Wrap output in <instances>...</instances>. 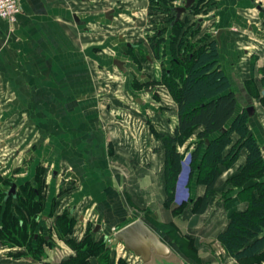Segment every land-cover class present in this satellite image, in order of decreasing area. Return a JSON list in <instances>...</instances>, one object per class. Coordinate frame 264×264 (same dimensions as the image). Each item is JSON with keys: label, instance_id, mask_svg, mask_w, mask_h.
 Segmentation results:
<instances>
[{"label": "crops", "instance_id": "0c3cea01", "mask_svg": "<svg viewBox=\"0 0 264 264\" xmlns=\"http://www.w3.org/2000/svg\"><path fill=\"white\" fill-rule=\"evenodd\" d=\"M135 1L138 3L140 0ZM209 1L214 3L208 12L213 17L209 24L218 46L219 65L231 83L232 92L235 93L232 88L235 84L242 95L241 100L236 97L237 113L250 111L239 105L244 99V103L250 101L246 93L247 83L252 82L264 96V85H261L264 81V14L257 11L250 0ZM254 1L264 8V0ZM19 3L22 12L16 24L0 19V130L7 125L13 131L6 135L8 140L35 138L36 135L45 140L35 144V152H29L31 157L37 156L30 167L36 166L39 155H42V161H46L45 166L55 168L58 162L62 165L64 181H67L62 190L66 192L69 183L74 185L76 194L70 198L75 201L69 206L73 212L79 210L80 228H84L93 217L102 229L107 227L103 229L104 233H114L131 215L145 209V217L154 218L160 225H175L184 235H190L199 252V263L253 264V260L230 258L217 241L218 234L227 227L229 216L248 207V200L241 189L229 186L233 177L230 176V167L222 169L214 195L208 199L203 213L196 209L203 197L204 186L195 184L190 210L179 214L174 212L177 208L174 202L179 197L177 186L172 205L169 208L164 205V150L161 141L143 138L144 143L142 138H121L116 131L111 138L105 134V125L117 126L118 111L121 110L124 116L130 113L129 107L123 106L125 110L119 108L118 99L115 103L108 102L109 91L113 90L117 95L119 92L118 87L112 88L111 80L108 81L118 79V74L113 71L115 68L109 65L114 58L109 59L108 50H103L108 37H102L103 27H117L114 12L109 25L101 21L106 19L107 11L112 10H103L109 6L108 0H19ZM74 14L78 16L79 24L71 21ZM219 31L218 42L215 36ZM102 51L107 54L103 56ZM222 58L227 60L226 64H231V69L224 68ZM126 66L129 67L128 64ZM118 72L121 77L125 75L131 80L129 73ZM151 108L153 110H149L156 111L161 118L162 113L154 106ZM110 112V117L105 119V113ZM170 118L172 130L177 119L175 116ZM253 121L255 125L257 118ZM156 124L151 123L157 129ZM23 125L29 128V132L26 129L28 133H21ZM124 139L129 141L123 142ZM186 145L179 150L185 152ZM1 147L9 148L5 136ZM244 160L245 153L231 167L238 169ZM182 162L180 173L184 171ZM124 164L126 168H123ZM126 170L130 172H122ZM50 202L49 199L46 202V212ZM263 253L264 249L259 252V257ZM6 254L9 252H5V257ZM8 257L0 264H13L15 256ZM45 257L33 262L20 257L22 260L19 262L50 264L49 256ZM116 257L117 253L110 264H115ZM90 264H93L91 259Z\"/></svg>", "mask_w": 264, "mask_h": 264}, {"label": "rangeland", "instance_id": "374dc122", "mask_svg": "<svg viewBox=\"0 0 264 264\" xmlns=\"http://www.w3.org/2000/svg\"><path fill=\"white\" fill-rule=\"evenodd\" d=\"M140 1H138V3H135L136 2L135 0H108L109 3L112 2L111 5L108 3L109 5L108 7L103 6L105 7L104 9L102 8L103 10H106L107 8H110L113 10V12L115 13V18H116L115 22L117 24V27L111 29V26L109 25L110 23H108L111 20L101 19V21L109 25L108 28H106L105 26L103 27V32L105 30L106 32L104 33L102 32V37L105 38L106 36H108L106 39L107 42L103 50H106V49L108 50L107 53L110 56L109 59L116 58V59L126 61L129 66V67L126 66L127 68L126 70H131V71L133 70L135 71L136 67L134 64L130 63L131 62L129 58L130 56H132L135 61H136L137 56L139 57L143 56V58L145 56V60L147 56H150V58L154 60V63L148 65V63L143 59L145 61V70L149 74L152 73V75L154 76H159L160 75V70H159L160 68L159 60L160 59L154 58V55H155L154 53L152 52L147 53L146 48H145V53H144L140 50L141 48L139 50H133L132 48H129L126 46V42L140 45V47H145L148 44H150L151 42L150 43L148 42L149 40L151 41V39L149 38L147 41L146 38L153 34L152 27L154 26L155 22H158V21H155L157 16L156 18L151 17L152 13H149L147 0H143V1L140 0ZM105 2H107V0H105ZM105 5L107 4L105 3ZM71 21L77 24L72 17H71ZM208 31L210 32L209 29ZM204 32H206V30L199 32L197 34V37L202 36ZM262 35H264V31ZM149 46L154 48L152 44H150ZM102 52H103V56L107 54L106 51H102ZM222 59L224 60V63H223L224 68L226 66L225 68L226 70L231 69V64L230 63L226 64L227 60L224 58ZM109 65H111V63ZM115 69H113V71L114 73L119 75V76L117 75L118 79H109L108 81L110 82L111 80V85L113 86L112 88L115 89L118 87L119 92L117 95L115 91L113 90L109 91L108 102L115 103L117 102L116 99H118L119 108L121 109L123 108V106L129 107L127 109L128 110L130 109V113L124 116L123 115L124 113H122L121 110L118 111V114H117L118 119L117 120L115 119L118 122H115L114 120L115 124L117 123V126L114 125L115 127H110L109 125H105L104 127L105 134L111 138L113 136L112 134H114V131H116L118 135L121 136V138H142V141H144L145 143V139L143 138H158L157 136L158 133L162 131L170 132V129L172 128L171 127L172 119L170 118V116L172 117V112H174V108H171V111L169 110H166V112L164 111L163 114H161V118H159L156 115V111L155 112L152 111L153 109L151 108V106L155 107L159 105L160 107L161 105H165V104L172 106V107L174 106V102L172 98L169 95L164 94V92L168 93L167 89H164L165 87L163 86H160V88L154 87L155 90L159 91L160 93V96L158 98L155 97L154 95L149 96L143 93L136 94L137 89H140V88L136 86L135 92H133V90H130L131 88H130L129 83L131 80L130 79L128 80L127 76L125 75L121 77L118 70L117 69L115 70ZM130 73L131 72H129V76H130L129 78H131L132 76ZM262 80H264V78H262ZM257 83H259L258 80H257ZM261 85H264V81L262 82ZM245 87L247 89L246 93L248 92V95H249L248 97L250 101L244 103V100H245L244 99L242 100V103L239 106L244 105L245 107L250 109V111L245 110L248 116L249 128L254 138L256 139L258 145L262 147L264 146V96L260 95L259 89L254 88V84L252 82L247 83ZM232 88L235 91L234 93L235 97H238V100H241L240 98L242 97V95L241 93L238 92L239 90L238 86L235 84H232ZM168 90L170 91V89ZM136 98H141V100H143L144 102L146 101V105L137 104ZM112 99H115V101ZM149 109H152V110L150 111ZM237 112H239V109L238 110L236 109V113ZM113 114L115 115V111ZM110 115H111V112L110 114L105 113L104 118L105 119L107 117L109 118ZM253 118L254 119L257 118V122L255 125L253 123L255 121V120L253 121ZM152 122L157 123L156 124L157 129L156 127H153L151 125ZM26 129L29 132V128L23 125L21 127V133H28L26 132ZM110 132L112 133L109 134ZM9 133L11 135L13 131H11L7 125L4 126L0 130V193H2L4 190L8 191L10 188V184L15 183L17 184L18 187L24 184L27 190L29 191L24 190L23 194H25V197H27L26 194L30 193L31 195V197L29 198L30 201H28V204H30L32 200L38 201L41 204H43L42 213H41V216L43 217H41L39 214V219H37L38 221L36 223L37 227L35 231V234H36L35 238L38 237L39 240L37 241L33 240L32 242V239H29L30 243L23 244L19 247L18 246L11 247L12 245H8L9 247L3 246L2 242L0 243V262L8 259L4 255L5 252H8V251L18 252L20 249L21 251H24L25 254H27V258L29 259L30 262H33L35 260L46 259L45 256L48 255L49 256L48 262L50 264H58L60 260L64 259L67 256H70L74 252L75 246L78 245L76 243H78L79 240H82L84 238L83 240L88 239L87 242L85 241L86 246H88V243L90 242L96 244V247L94 250L95 256L91 258V261L93 262V264L95 261L97 262V264H110V260L113 261L112 258L115 253H117V257L115 258L116 259L115 264H138L139 260L136 259L132 254L125 253L122 245H118V246L111 245L110 240L112 238L113 232L104 233L105 230L103 229H107V227L103 226V229H102L101 224L95 222L93 217L91 220L89 219V221H87L84 228H80L78 221L73 220V223H68V221L66 220L67 216L69 217L72 216L71 218L73 219L77 218L76 220H78L79 210H74L73 212L72 207L69 206L70 204H73V202L75 201L74 199L72 200L70 198L71 196H74L76 194V191L74 190V185H72V183L71 184L69 183L68 185L69 188H67L66 192L62 190L63 184H67V181H64V170H63L64 168L59 162L54 166L55 168H51L50 165L45 166L44 163L46 161L45 162L42 161V157H41L42 155H39L40 159L38 158L37 164L36 163L34 164L36 166L30 167L32 166L30 165L31 161L33 160V158L35 157L37 158V156L31 157V153L29 154V152H35V149H36L35 144H39L40 142H43L45 140H43L42 138H38V135H36L35 138H17V139L10 138V140H8L7 139L8 137H6V135H8ZM4 136L6 138L7 145H9L8 149H4L1 147ZM231 136L232 138H237L235 135H231ZM193 138H196V136H193ZM127 141L129 140H125V139L123 140V142H127ZM143 146L145 147V145ZM138 147H140L139 149H141V146H138ZM144 147L143 149H145ZM191 151L192 149L188 151V153ZM143 153L145 154V150L143 151ZM242 155L243 153L241 152L239 159L241 158ZM263 157H264V153H263ZM124 166L125 164L123 165V168H126ZM30 168H32V170ZM230 168L232 171L230 176H233L231 178L239 176L240 174L239 169H235L236 167L234 168L230 167ZM50 169H53L55 171L59 170L58 172H56L58 173L56 178L52 177L53 171H51ZM122 172L128 174L130 171L128 172L126 170ZM258 172H259V176L261 177L256 180L262 183L264 182V166L261 169H259ZM118 174H121V172H118ZM122 178L125 179V176H122ZM238 181H240V179H237V180L234 179L232 184L229 183L230 188L237 189L234 186V184L238 183ZM254 181L255 180L253 179V182ZM195 184L196 183H195L194 177L191 181V185L187 184L186 171H183L182 173L179 174L178 179H177V184H176L179 197H178V201L174 202L177 207L175 208L174 212L179 213V214L188 213V211L190 210V204H191L190 203L191 194H193L192 192H193ZM30 188L32 190H30ZM34 190L35 192L38 191V194L34 195ZM18 195H21L20 188L18 190L17 197ZM32 195L34 198L32 197ZM48 199L51 202L48 207L49 211L46 212L45 210L48 205V203L46 202ZM18 200H19L18 198L13 199V200L11 199V201L9 200L6 203H3L1 200L0 216L3 211L7 210L8 208H11L12 213L17 215V217H19L18 219H22L20 218L21 216L18 215L19 214L18 212L20 211V209L16 208L15 206L16 203L21 205L20 213L23 216H24V213H27L29 211V206H27L28 205L27 203L25 205L23 203L21 204V202L20 201L18 202ZM8 211H10V209H8ZM50 211H52V215ZM46 215H51V216L47 218ZM58 216H60L61 218L59 219V223L58 221H56V218ZM27 217L28 216L25 215L24 219H26ZM136 217L142 218L144 220L143 221L144 223L146 219L147 225H151L152 227L151 226L149 227L153 231H156V229L160 226V224L154 218H152L151 220V217L150 218H148V216L145 217V209H139L138 212H135L133 215H131V218L127 220L126 222L131 221L132 219H137ZM30 220L27 219L28 223L32 222L33 219H30ZM3 221L7 225L5 230H8V231L10 230V234L7 235L8 238L16 239L17 237L21 236L19 235L20 231H18L19 229L18 224H15L14 221L11 222L10 216L6 215V217L2 220L0 218V226L5 225L3 224ZM28 223L26 222V224ZM60 223L61 225H59ZM125 223L118 226V228H121L123 225H125ZM97 225L100 227L96 232H94V229ZM69 226L70 228H72L71 235L66 234L68 231L67 227ZM29 227L30 226L28 225V228ZM72 235L73 236L75 235L76 239H72ZM106 236L108 237L107 240L104 239ZM43 237L47 238V242H44L42 240ZM68 238H70V240ZM160 238L165 244H167L171 248V250L175 254H177L178 257L182 259L184 264H201L199 263L200 261L198 257L199 252L197 250L196 245H194L195 242L193 241V239L190 238V235L189 236L184 235L179 227L173 225L172 227L166 228L165 234H163L162 237ZM100 244H104L103 246L105 248L98 251L97 248ZM30 247L31 249L33 248L31 251V254L28 251L30 250ZM80 257L81 256L79 255V258ZM219 257H221L220 253H219ZM12 259L14 261L13 264H25V263L19 262V260H22V259H19V258L18 259L12 258ZM261 260L264 262V253L260 255V257L257 259V261L255 260L254 263L260 264L258 262ZM89 262L88 264H90Z\"/></svg>", "mask_w": 264, "mask_h": 264}, {"label": "trees", "instance_id": "16d2710c", "mask_svg": "<svg viewBox=\"0 0 264 264\" xmlns=\"http://www.w3.org/2000/svg\"><path fill=\"white\" fill-rule=\"evenodd\" d=\"M156 1L162 0H150L148 9L149 13H152L151 17L156 18L157 16L155 21H158L159 17L163 18V16L160 14V4ZM210 7H214V3L210 2L208 8ZM208 8L205 12L210 11ZM157 23L155 22L154 25ZM157 28L155 27V29ZM152 29L154 30V27ZM203 41L204 39L199 38L197 45L194 43L190 49L184 51L180 57V67L176 68L175 73L167 78L164 89H167L169 94L167 92L164 94L172 98L174 106L165 104L157 110L163 114L164 111H171V108H174L172 116L177 119L170 132H157L164 150L166 193L164 205L169 208L174 202L181 162L187 149L192 148L187 184L191 185L194 177L196 184L204 186L203 197L199 199V207L196 209L199 213L205 211L208 199L214 195V187L222 169L231 167L238 161L241 152L245 153L244 163L238 168L239 176L230 178L229 183L232 184L234 179H240L234 186L240 188L241 193L246 196L248 207L243 212H234L229 216L227 227L218 234L217 241L230 258L237 261L253 260L252 263L255 264L259 252L264 249V182L260 183L256 180L261 177L258 170L264 166L263 152L250 131L247 113L244 110L236 113L237 100L231 90L228 77L219 65L220 57L216 42L214 40ZM202 42L203 44H201ZM222 129H225L224 133H221ZM231 135H235L237 138H232ZM193 136L196 138L190 142ZM206 140H208V144H206ZM185 145L187 148L184 149L185 152L179 150ZM24 190L29 191L23 184L20 186L21 195H18L17 198L18 202L25 205L30 201L31 195L29 193L25 197ZM30 190L32 189L30 188ZM36 193L38 194V191L34 190V195ZM1 200L0 196V202ZM15 206L20 209L18 215L22 219H18L19 217L12 213L11 208H8L10 211L8 209L3 211L0 218L2 220L6 215L10 216L11 222L14 221L15 224H18L21 236L17 237V240L8 238L10 230H5L7 225L3 221L5 225L0 226V243L2 242L3 246L19 247L30 243L29 239H32V242L39 240L38 237L35 238V231L43 204L32 200L27 205L29 211L24 213V216H28L26 219L20 213L21 205L16 203ZM50 212L52 215V211ZM51 215L46 216L49 218ZM27 219L33 220L28 223ZM59 219H61L60 216L56 218L58 223ZM76 219L67 216L66 220L68 223H73V220L78 221ZM168 227H172V225L161 224L154 232L162 237ZM67 228L66 234L71 235L72 228L70 226ZM68 239L70 240V238ZM72 239H76V237L72 235ZM83 239L76 243L78 245L75 246L74 252L60 260L58 264H88L89 260L95 256L96 244L89 241L90 243L86 246L85 241L87 242L88 239ZM42 240L47 242L44 237ZM103 245L100 244L97 250L105 248ZM32 249L30 247L28 250L30 254ZM23 252L19 249L18 252H9L6 256L9 258L8 255H13L16 259L27 257V254ZM135 258L139 260L138 264H141L140 259Z\"/></svg>", "mask_w": 264, "mask_h": 264}, {"label": "flooded vegetation", "instance_id": "af4514ba", "mask_svg": "<svg viewBox=\"0 0 264 264\" xmlns=\"http://www.w3.org/2000/svg\"><path fill=\"white\" fill-rule=\"evenodd\" d=\"M188 1L190 0H162L160 2L156 1L158 4H160V14H162L163 18L159 17L157 25L153 26V34L146 38L147 41L149 38L151 39V41L149 40L148 43L151 42L150 44H152L154 48L150 47V44L145 47H140V45L126 42L127 47L132 48L133 50H139L141 48L140 50L144 53L146 48L147 53L152 52L155 54H153L154 58L160 59V75L154 76L152 75V73L149 74L145 70V61L148 63V65L154 63V60L151 59L150 56H147L146 60L145 56L144 58L143 56H137L136 61L133 59L132 56L129 57L131 61L130 63L135 65L136 70H126V72H131L130 74L132 75L130 81L131 90L135 92L136 86L140 88L137 89L136 94L143 93L149 96L154 95L158 98L160 96V93L159 91L155 90V88H160V86H166L165 84L168 80L167 78H169L173 73H175L176 68L180 67V57L184 54V51L190 49L194 43L195 45H197V41L199 38L204 39L203 42L213 40V30L210 26L211 24H209L213 17L209 15V12H205L208 8L210 1H191L185 13H181L178 18L176 12L177 9L184 8ZM149 4L150 0H147L148 7ZM155 27L158 28L155 29ZM202 29L206 30V32H204L201 37H197V34L203 31ZM208 29L210 30V32L208 31ZM203 42L201 44H203ZM121 61L125 63L126 69L127 62L124 60ZM112 62L113 60H111V65L113 66ZM114 68L116 67L114 66ZM136 102L139 105H146V101L144 102L143 100H141V98H136ZM11 187L12 184H10V188ZM10 188L8 191L4 190L2 193H0L3 203L8 202L9 200L11 201V199L13 200L17 198V193L20 187H18L16 184V189L14 193H9Z\"/></svg>", "mask_w": 264, "mask_h": 264}, {"label": "water", "instance_id": "95a60500", "mask_svg": "<svg viewBox=\"0 0 264 264\" xmlns=\"http://www.w3.org/2000/svg\"><path fill=\"white\" fill-rule=\"evenodd\" d=\"M190 0L187 2L184 8L177 9V16L179 18L181 13H185L186 9L189 7ZM254 8L264 14V8L257 4L254 0H250ZM113 10L107 11L105 18L112 20ZM74 21L79 24V18L74 14ZM220 31L216 34V40L219 42ZM113 66H115L119 71L125 73V63L119 59H113ZM264 95V92H262ZM140 103V102H139ZM225 129L221 130L224 133ZM206 140V144H208ZM264 152V146L261 147ZM53 178H56V171L52 172ZM16 189V184H12L9 193H14ZM100 226H96L94 232L99 229ZM105 240L108 239L106 236ZM111 245L117 246L121 244L125 252L132 253L135 257H138L141 264H182L180 257L175 254L171 248L165 244L160 236L154 232L149 226H147L141 219H135L134 221L128 223L127 225L114 231L111 238Z\"/></svg>", "mask_w": 264, "mask_h": 264}, {"label": "built area", "instance_id": "2783aa9c", "mask_svg": "<svg viewBox=\"0 0 264 264\" xmlns=\"http://www.w3.org/2000/svg\"><path fill=\"white\" fill-rule=\"evenodd\" d=\"M22 12L19 0H0V19L7 23L14 25L17 23L18 18ZM163 93V92H161ZM156 110H159V105L155 106ZM190 153L187 152L182 162V167L186 173L189 170Z\"/></svg>", "mask_w": 264, "mask_h": 264}, {"label": "bare ground", "instance_id": "6f19581e", "mask_svg": "<svg viewBox=\"0 0 264 264\" xmlns=\"http://www.w3.org/2000/svg\"><path fill=\"white\" fill-rule=\"evenodd\" d=\"M138 5V4H137Z\"/></svg>", "mask_w": 264, "mask_h": 264}]
</instances>
